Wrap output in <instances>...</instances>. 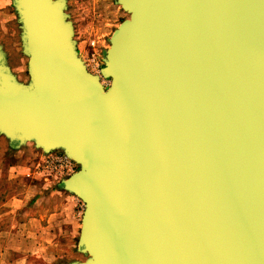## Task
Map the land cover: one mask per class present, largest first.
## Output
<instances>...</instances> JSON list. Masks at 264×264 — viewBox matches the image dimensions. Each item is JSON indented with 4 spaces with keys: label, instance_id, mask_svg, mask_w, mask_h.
I'll return each instance as SVG.
<instances>
[{
    "label": "water",
    "instance_id": "water-1",
    "mask_svg": "<svg viewBox=\"0 0 264 264\" xmlns=\"http://www.w3.org/2000/svg\"><path fill=\"white\" fill-rule=\"evenodd\" d=\"M118 3L98 75L67 0H13L27 83L0 45V136L79 165L71 264H264V0Z\"/></svg>",
    "mask_w": 264,
    "mask_h": 264
},
{
    "label": "crops",
    "instance_id": "crops-1",
    "mask_svg": "<svg viewBox=\"0 0 264 264\" xmlns=\"http://www.w3.org/2000/svg\"><path fill=\"white\" fill-rule=\"evenodd\" d=\"M29 146L18 148L0 136V264L54 263V239L75 230L84 213L83 202L65 190L66 178H41L20 156L10 162Z\"/></svg>",
    "mask_w": 264,
    "mask_h": 264
},
{
    "label": "rangeland",
    "instance_id": "rangeland-1",
    "mask_svg": "<svg viewBox=\"0 0 264 264\" xmlns=\"http://www.w3.org/2000/svg\"><path fill=\"white\" fill-rule=\"evenodd\" d=\"M67 13L74 25V39L77 42L80 57L91 73L100 74L105 65L107 50L111 46L112 35L120 24L129 18V13L123 10L118 0H67ZM21 33V24L18 22L13 0L0 2V45L7 55L8 64L13 73L21 82L27 83L30 79L28 74L29 59L23 54ZM110 81L103 80V84L108 87ZM28 144L30 146L25 147L26 149H23L21 154L12 155L9 158L10 162H14L16 156H20L18 158L25 159L32 173L37 172L41 178L59 182L60 180L57 178H60L61 175L51 172L45 163L50 155L62 156L65 154L60 151L45 154L33 143ZM75 164L77 172L79 165ZM70 176L64 178L67 179ZM80 211L82 210L80 209ZM81 219L82 217L78 218L75 230L63 232L62 235H58L54 239L51 255H55L56 264H71L86 259V256L78 250V239L82 227ZM55 262L51 264H55Z\"/></svg>",
    "mask_w": 264,
    "mask_h": 264
},
{
    "label": "built area",
    "instance_id": "built-area-1",
    "mask_svg": "<svg viewBox=\"0 0 264 264\" xmlns=\"http://www.w3.org/2000/svg\"><path fill=\"white\" fill-rule=\"evenodd\" d=\"M45 166L51 172H56L63 177H68L76 172V164L67 156L50 155Z\"/></svg>",
    "mask_w": 264,
    "mask_h": 264
},
{
    "label": "bare ground",
    "instance_id": "bare-ground-1",
    "mask_svg": "<svg viewBox=\"0 0 264 264\" xmlns=\"http://www.w3.org/2000/svg\"><path fill=\"white\" fill-rule=\"evenodd\" d=\"M106 94V93H105Z\"/></svg>",
    "mask_w": 264,
    "mask_h": 264
}]
</instances>
